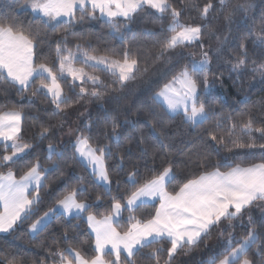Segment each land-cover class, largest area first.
I'll use <instances>...</instances> for the list:
<instances>
[{
	"label": "snow or ice",
	"instance_id": "6c2138e0",
	"mask_svg": "<svg viewBox=\"0 0 264 264\" xmlns=\"http://www.w3.org/2000/svg\"><path fill=\"white\" fill-rule=\"evenodd\" d=\"M181 4L182 8L176 7L171 0H25L21 7L30 10L35 23L24 24L13 16L0 18V81L16 87L21 95L30 92L33 97L50 98L53 116L67 113L86 98L103 100L105 96H112L119 104L124 98L119 94L129 84L149 74L157 62L164 60L170 67L163 74V82H156L158 90L151 96L152 105L149 106V123L153 131L159 130L160 136L167 139L165 120L179 118L191 129H200L213 119L215 122L214 129L203 133L208 141L202 148L181 153L188 157L185 166L195 165L203 171L180 180L177 162L171 159L172 153L157 156L154 149L150 176L141 183L139 170L133 164L124 182L127 186L124 195L111 196L113 180L108 161L119 157L118 167L123 171L125 157L124 152H113V146L118 148L120 140L116 115L111 116L110 128L107 125L97 127L90 122L83 129H77L79 135L71 145L70 158L66 150H58L51 142L53 127L41 124L33 139L49 140L45 159L50 167H44L39 157L35 162L25 159L32 156L34 145L23 135L24 113L17 110L0 112V234H14L28 225V232L35 239L53 220L70 218L86 219L87 227L95 237L90 255L69 241L66 230L62 239L68 247L50 249L46 264H137L144 250H148L145 259L150 264H174L177 255L198 247L213 230H218L225 239L222 258H213L208 264H264V245L258 243L261 234L255 230L248 213L253 205L264 202V118L257 119L253 115L255 106L246 112L237 110L235 115L214 110L209 103V94L215 81L223 80L224 73L220 67L214 71L213 62H219L224 56V45L229 37L209 32V38L218 42L214 51L207 49L204 43L205 29L211 23V13L217 8L231 24L236 13H246L255 5L251 0H245L229 10L230 0H218V4L208 0L203 7L191 0L187 3L181 0ZM146 10H153L154 14H159L158 18L168 20L161 38L153 45L156 48L154 55L142 52L139 46L135 49L122 47L119 52L113 48L101 50L85 42L84 36L78 37L74 46L69 44L68 37L75 36L71 29L86 18L103 20L119 34L124 44L127 42L125 33L131 31L129 25ZM185 11L197 12L201 22H183ZM196 19L191 17L193 21ZM57 32L62 33L61 37L50 40L49 34ZM237 39L238 54L235 58L229 56L226 63L230 66L229 72L236 73L239 78L249 64V37ZM251 42L264 45V24ZM43 45L54 47V62L43 57ZM252 65L251 72L264 78V62L252 61ZM98 72L110 79L101 78L96 74ZM65 85L71 96L66 93ZM241 103L247 104V101ZM259 111L264 117V108ZM236 115L241 118L237 120ZM225 124L230 127L218 134ZM60 128H63V122ZM105 140L109 143H104ZM146 143V138L141 135L139 144ZM215 145L233 152V160L241 156L237 151L241 149L249 150V155H255L252 150L259 149L261 159L246 165H222L220 161L213 165L209 149L216 150ZM164 147L160 145L161 153ZM216 154L219 155V151ZM148 155V148H140L141 157ZM70 161L90 172L94 188L102 187L104 193L111 196L101 218H98L101 216L99 204L82 198L89 191L82 183L63 193L54 206L39 215L44 203L41 193L49 187L48 178L59 173L57 178L61 179L62 166L71 167ZM16 167L22 170L19 178L13 170ZM221 167L227 170L222 171ZM178 181V190L170 191V186ZM116 191H120L119 180ZM101 199L102 196L97 194L96 201ZM146 207L155 208L154 215L146 219L135 215ZM124 212L129 214L127 226L120 231V218ZM245 215H248L246 234L242 239L237 238L234 222L243 226ZM59 243L52 241L54 245ZM254 247L256 251L252 252ZM0 264H20V261L15 256L0 253Z\"/></svg>",
	"mask_w": 264,
	"mask_h": 264
},
{
	"label": "trees",
	"instance_id": "16d2710c",
	"mask_svg": "<svg viewBox=\"0 0 264 264\" xmlns=\"http://www.w3.org/2000/svg\"><path fill=\"white\" fill-rule=\"evenodd\" d=\"M171 2L178 8L183 7L181 0H171ZM185 2L187 3L189 0H185ZM191 2L203 7L208 0H191ZM212 2L218 4V0H212ZM244 2L245 0H230L229 10ZM251 2L255 5L254 9L246 13H236L233 16L231 24L225 21L224 14H221L218 8L211 13V23L205 29L204 43L206 48L214 51L218 46V42L214 38H209V32L228 36L229 40L224 45V56L219 62H213V70L215 71L220 67L224 75L223 80L215 81L214 89L209 94V103L215 111H223L226 115L228 113L235 115L237 110L239 112H246L249 108L255 106L253 115L257 119H261L264 118L259 111L261 108H264V78H261L258 74H253L251 67L253 66L252 61H256L257 63L264 62V45L253 44L251 41L257 38L259 30L262 24H264V0H251ZM23 3H25V0H0V18L13 16L24 24L35 23L34 16L30 10L21 7ZM198 16L197 12L185 11L182 21L185 23H200L201 21L198 19ZM158 17L159 14H154L153 10H146L138 14L135 21L129 25L131 31L125 33L127 42L124 44L121 43L119 34L114 33L103 20L99 18L95 20L86 18L83 23H78L71 29L75 33V36L68 37L69 44L70 46H74L78 42L77 38L84 36L86 38L85 42H90L94 47L101 50L113 48L119 52L122 47L131 46L135 49L139 46L142 52H150L154 55L156 48L153 45L161 38L160 34L168 23L167 18L160 19ZM191 17H197V19L193 21ZM151 33H156L157 35H152ZM250 33L251 36H249ZM61 35V32H57L49 34V38L50 40L59 39ZM237 37H249L247 42L249 64L243 75L239 76V78L236 73L229 72L230 66L226 63L229 56L235 58L238 54L239 49L237 45L239 44V40ZM41 51L43 52V57L47 58L50 63L55 61L54 47L49 48L48 45H43ZM183 51L187 52L189 49H184ZM149 63H151L150 59ZM169 67L170 65L164 60L157 62L149 74L138 77L129 84L128 88L119 94L124 97L119 101V104H117L112 96H105L103 100L86 98L76 103L67 113H60L57 116L52 115L54 107L49 103L50 98L43 95L33 97L30 92H25L21 95L17 92L16 87L0 81V112L17 110L24 113L26 119L24 121L23 135L25 140L31 141L34 145L32 156L25 159H31L35 162L36 157H39L44 167H50L49 162L45 159V150L49 140L40 142L33 139L39 131L41 124L53 127L54 135L50 137L51 142L57 146L58 150H66L67 156L70 158L72 155L71 145L73 143H60V136L64 131L68 128H75L77 135H79L77 129H83L90 122L96 124L97 127L107 125L110 128L112 123L111 116L116 115L118 117L120 140L118 148L115 145L113 146V152L115 154L119 150L125 153L123 171L118 167L119 157L109 160L108 164L113 180L111 196H123L127 188L124 182L127 180V174L133 164L139 170L141 183L150 176L149 169L153 167L151 160L154 149L157 156L169 152L172 153L171 159L177 162L176 171L180 180L203 171V169L196 168L195 165L185 166L188 157L181 155V153L194 152L207 143L208 137L203 135V133L214 129V119L210 120L200 129H191L183 125L179 118L172 121L165 120L164 131L168 134L167 139L160 136L159 130L154 132L149 123V106L152 105L151 96L158 90L156 82H163V74L168 71ZM96 74L100 75L103 79H110L104 73L98 72ZM168 78L170 79L171 77L169 76ZM64 87L66 93H68L67 85ZM68 95L71 96L72 94L68 93ZM72 98L75 99V97ZM245 100L247 104L241 103V101ZM155 110L159 112V109ZM32 117H36V119L34 120ZM240 118L239 115H236L237 120ZM61 122H63V128H60ZM228 127H230V124H225L218 134H223ZM141 135L146 138L147 143L145 145L139 144ZM154 136L156 139L153 138ZM244 139L246 140L247 138L245 137ZM104 143H109V141L105 140ZM161 144L165 146L163 153L160 151ZM143 147L148 148L149 155L147 157L140 156V148ZM215 149H209L211 152L210 163L213 165L218 161L222 165L224 163H229L233 166L235 164L246 165L259 162L261 159L259 149L252 150L255 152V155L247 154L249 153L247 149L237 150L241 153V156L235 160L232 159L234 153L226 151L222 145H215ZM216 151H219V155L216 154ZM221 158H227V160H222ZM21 163L23 164L24 161H21ZM71 163V167L62 166L63 177L61 179L57 178L60 175L59 173L48 178L49 187L41 193L44 203L41 205L39 215H42L43 211H46L49 207L54 206L55 200L63 193L82 183L89 189L82 198L87 199L89 203L99 204L98 211L101 216L98 218H101L109 206L111 196L105 194L102 187H93V177L90 175V172H86L74 162ZM158 165L159 161H157ZM13 170L16 171L17 178H19L22 170L19 167ZM209 170L212 169L210 168ZM221 170L225 171L227 169L221 167ZM4 171H7V169H4ZM117 180L120 181L119 193L116 191ZM179 182L170 186L169 190L171 191L173 188L178 190ZM97 194L102 196L99 202L96 201ZM257 204H259L260 208L264 209L261 206L264 202ZM154 212L155 208L146 207L140 209L135 215L146 219L150 215H154ZM128 215L127 212L123 213V216L120 218L121 227L118 230L123 231L127 226ZM252 219L255 230L261 234V239L258 243L264 245V216H258L253 213ZM247 224L248 222L245 220H243V226L236 224L234 233L237 238H243L246 234L245 227ZM66 230L69 241L74 246H80L88 254H92L94 240L88 231L84 219L76 220L70 218L53 220L48 229L35 239L29 234L28 225H24L14 234H0V253L15 256L20 261V264H46V258L49 257L50 249L54 251L57 248L63 249L68 247L62 239ZM220 237L219 231L213 230L211 235L204 239L198 247L191 249L186 254L181 253L177 255L174 264H208V261L213 258H222L220 254L223 252V242L220 240ZM53 240L60 241V243L54 245L52 244ZM255 251L256 248L254 247L252 252ZM147 252L148 250H144L143 255L137 259V264H150V261L145 259Z\"/></svg>",
	"mask_w": 264,
	"mask_h": 264
},
{
	"label": "rangeland",
	"instance_id": "374dc122",
	"mask_svg": "<svg viewBox=\"0 0 264 264\" xmlns=\"http://www.w3.org/2000/svg\"><path fill=\"white\" fill-rule=\"evenodd\" d=\"M79 66V65H77ZM74 123V122H73ZM76 129L75 128H68L66 131L62 133L60 136V143L64 142H72L73 144L75 143L76 140ZM260 203V202H258ZM248 213L253 217V213H255L258 216H264V209L260 208L259 204L253 205L250 209H248ZM243 220L248 222V215H245ZM236 224H241L240 222H235ZM225 237H220V240L223 242ZM242 239V238H241Z\"/></svg>",
	"mask_w": 264,
	"mask_h": 264
},
{
	"label": "crops",
	"instance_id": "0c3cea01",
	"mask_svg": "<svg viewBox=\"0 0 264 264\" xmlns=\"http://www.w3.org/2000/svg\"><path fill=\"white\" fill-rule=\"evenodd\" d=\"M6 112V111H5ZM158 206V205H157ZM68 219V218H67ZM84 221H85V223H86V219H84ZM86 225H87V223H86ZM88 228V227H87ZM88 231H89V233L91 234V236L93 237V240L95 241V237H94V234L93 233H91V230L88 228ZM30 234V233H29ZM30 236H31V234H30ZM32 237V236H31Z\"/></svg>",
	"mask_w": 264,
	"mask_h": 264
}]
</instances>
